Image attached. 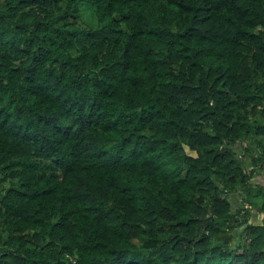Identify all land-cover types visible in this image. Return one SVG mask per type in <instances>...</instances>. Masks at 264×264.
I'll return each instance as SVG.
<instances>
[{
  "label": "trees",
  "instance_id": "1",
  "mask_svg": "<svg viewBox=\"0 0 264 264\" xmlns=\"http://www.w3.org/2000/svg\"><path fill=\"white\" fill-rule=\"evenodd\" d=\"M263 159L264 0H0V264H264Z\"/></svg>",
  "mask_w": 264,
  "mask_h": 264
},
{
  "label": "crops",
  "instance_id": "2",
  "mask_svg": "<svg viewBox=\"0 0 264 264\" xmlns=\"http://www.w3.org/2000/svg\"><path fill=\"white\" fill-rule=\"evenodd\" d=\"M250 182L253 184H261L263 182L262 181V172H261V170H259V168L255 169L254 172L252 173V175L250 177ZM261 215H262V213H261ZM257 217L258 216H256V218Z\"/></svg>",
  "mask_w": 264,
  "mask_h": 264
},
{
  "label": "rangeland",
  "instance_id": "3",
  "mask_svg": "<svg viewBox=\"0 0 264 264\" xmlns=\"http://www.w3.org/2000/svg\"><path fill=\"white\" fill-rule=\"evenodd\" d=\"M259 204H260V202H257V203H256V205H255L256 209H258ZM233 205L235 206V204L232 202V206H233ZM257 212H258V211H257ZM259 213H260V212H259ZM262 214H263V213H262Z\"/></svg>",
  "mask_w": 264,
  "mask_h": 264
},
{
  "label": "clouds",
  "instance_id": "4",
  "mask_svg": "<svg viewBox=\"0 0 264 264\" xmlns=\"http://www.w3.org/2000/svg\"><path fill=\"white\" fill-rule=\"evenodd\" d=\"M264 160V159H263ZM263 160H262V162H263ZM259 170H261V172H263L264 170L262 169V163H261V165H260V167H259Z\"/></svg>",
  "mask_w": 264,
  "mask_h": 264
},
{
  "label": "built area",
  "instance_id": "5",
  "mask_svg": "<svg viewBox=\"0 0 264 264\" xmlns=\"http://www.w3.org/2000/svg\"><path fill=\"white\" fill-rule=\"evenodd\" d=\"M262 169L264 170V160H263V162H262Z\"/></svg>",
  "mask_w": 264,
  "mask_h": 264
}]
</instances>
